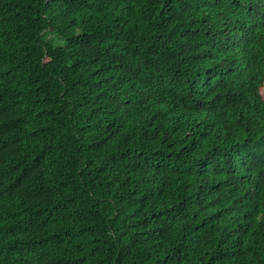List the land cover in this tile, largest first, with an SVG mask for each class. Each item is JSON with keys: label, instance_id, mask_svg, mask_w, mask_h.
Returning <instances> with one entry per match:
<instances>
[{"label": "trees", "instance_id": "obj_1", "mask_svg": "<svg viewBox=\"0 0 264 264\" xmlns=\"http://www.w3.org/2000/svg\"><path fill=\"white\" fill-rule=\"evenodd\" d=\"M0 264H264V0H0Z\"/></svg>", "mask_w": 264, "mask_h": 264}, {"label": "rangeland", "instance_id": "obj_2", "mask_svg": "<svg viewBox=\"0 0 264 264\" xmlns=\"http://www.w3.org/2000/svg\"><path fill=\"white\" fill-rule=\"evenodd\" d=\"M54 44L57 46L58 44H61V42L58 41V43H57V42L54 41Z\"/></svg>", "mask_w": 264, "mask_h": 264}]
</instances>
